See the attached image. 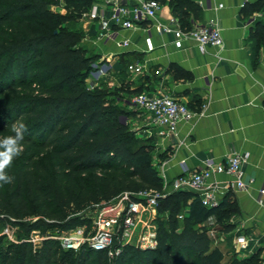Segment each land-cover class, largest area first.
<instances>
[{"label":"trees","instance_id":"obj_1","mask_svg":"<svg viewBox=\"0 0 264 264\" xmlns=\"http://www.w3.org/2000/svg\"><path fill=\"white\" fill-rule=\"evenodd\" d=\"M157 1L170 7L185 30L203 19L195 0ZM66 2L69 13L61 14L51 9L56 0H0V138L14 135V123L26 126L22 154L7 169L14 179L0 185V224L18 228L19 240L1 234L0 264H223L225 253L213 245L204 223L215 216L223 230H232V194L212 208L193 191L160 198L155 249L129 245L111 258L86 246L65 250L56 238L91 225V210L125 193L164 190L154 147L123 121L131 112L115 100L117 90L87 83L100 55L84 47L81 22L94 3ZM263 9L259 0L246 3L243 13ZM251 38L262 43L263 20ZM175 74L191 78L180 68ZM35 231L45 237L37 247L29 241ZM263 262L257 252L229 264Z\"/></svg>","mask_w":264,"mask_h":264},{"label":"crops","instance_id":"obj_2","mask_svg":"<svg viewBox=\"0 0 264 264\" xmlns=\"http://www.w3.org/2000/svg\"><path fill=\"white\" fill-rule=\"evenodd\" d=\"M195 1L203 8L198 25L215 23L222 29L224 49L220 53L211 47L202 54L193 41H185L184 48L178 49L174 36L153 29L114 27L113 34L104 38L99 22L85 20L81 23L83 45L100 55L87 83L117 90L121 96L117 101H124L131 112L127 117L131 130L153 145L154 163L161 177L166 174L169 181L186 172L206 169L210 163L224 162L234 154L246 156L247 177L254 179L250 186L236 189L229 174H215L210 182L217 184L222 200L232 194L237 203V212L227 221L232 230L221 227L219 232L226 237L235 235V245L238 236L251 237V248L240 250L236 245L237 253L245 258L260 252L264 259V39L257 45L251 38V29L259 20L264 21V9L246 16L245 4L259 0ZM173 17L170 7L163 5L160 19L168 23ZM123 39L130 40L129 47L118 46ZM136 62L147 63L149 72L131 73L128 66ZM176 68L185 70L191 78H177ZM157 70L162 75H156ZM140 93L170 95L197 115L191 122L181 123L175 137L162 138L157 135V127L151 125L149 114L130 104Z\"/></svg>","mask_w":264,"mask_h":264},{"label":"built area","instance_id":"obj_3","mask_svg":"<svg viewBox=\"0 0 264 264\" xmlns=\"http://www.w3.org/2000/svg\"><path fill=\"white\" fill-rule=\"evenodd\" d=\"M104 4L103 7L101 4H94L83 14L82 19L99 22L104 38L113 34L114 27L124 30L153 29L159 34L174 36V44L178 49L184 48L185 41H193L202 54H206L211 47L218 49L219 53L224 49L219 25L211 23L185 30L175 17L168 23L164 22L160 19L163 5L157 0H105ZM117 44L126 48L131 42L123 39ZM153 49L150 47L149 51ZM128 70L136 75H145L149 72V67L147 63L136 62L129 65ZM156 75H162V72L157 70ZM130 104L149 114L151 125L157 127V135L162 138L176 136L179 125L191 122L197 115L186 103L164 94L140 93L133 96ZM246 158L234 154L224 162L210 163L206 169L186 172L172 181L163 174L162 192L147 190L134 197L125 193L110 203L100 205L91 227H78L56 238L65 250L80 251L86 246L96 252H106L111 258L120 255L129 245L143 250L155 249L159 245V199L173 191H193L199 194L203 205L217 207L222 202V197L217 184L210 182L211 178L215 174H229L234 178L233 186L236 189L247 188L254 183V179L247 177ZM261 195L264 197V185ZM216 223L215 216L204 223L209 234L216 231ZM2 234L7 235L13 242H19L15 229L6 228ZM40 234V231H35L29 240L35 247L45 239L44 236H35ZM253 243V239L247 235L236 238V245L240 250L250 249Z\"/></svg>","mask_w":264,"mask_h":264},{"label":"rangeland","instance_id":"obj_4","mask_svg":"<svg viewBox=\"0 0 264 264\" xmlns=\"http://www.w3.org/2000/svg\"><path fill=\"white\" fill-rule=\"evenodd\" d=\"M94 4H102V3H104L105 2V0H91ZM51 9L53 10V9H55V10H58V11H62L64 14H66V13H69V10H68V8H67V2H66V0H56V3H53L52 5H51ZM82 23V22H81ZM67 26L69 27L70 26V24H67ZM262 42V41H261ZM90 51H93V52H96V50L94 49V48H91V49H89ZM98 61V60H97ZM97 61L94 63V65L97 63ZM118 96H120V95H118ZM121 97V96H120ZM122 98H124V97H122ZM118 99V97L117 98H115V100H117ZM121 105L125 108V109H127V110H129L128 108H127V106H126V104H125V102L124 101H122L121 102ZM130 117V116H129ZM127 117H124V119H126ZM126 123H128V118H127V120H126ZM129 124V123H128ZM129 126H131V124H129ZM131 128V127H130ZM102 206V205H101ZM101 206H99V207H101ZM99 207H97L96 209H93V210H91L90 211V215H91V225H93V220H94V218H95V216H96V214H97V211H98V208ZM7 225V223H4V224H0V236H1V234L5 231V226ZM91 225L89 226V227H91ZM214 228L216 229V231L214 232V233H212V234H210V236H211V239H212V243H213V245L214 246H219V247H221L222 249H224V253H225V259H224V264H229V262L232 260V259H234V258H236V257H238V258H241V256H240V254L239 253H237V251H238V249H237V247H236V245H235V243H234V238H235V235H233V236H228V237H226V236H224V235H222L220 232H219V230L221 229V224H219L218 222L216 223V225L214 226ZM15 230L16 231H18V228H15ZM244 234V233H243ZM17 235V234H16ZM15 235V236H16ZM36 237H38V236H43V234H42V232H41V234L40 235H35ZM3 241H4V243H7L8 242V240L6 239V238H4L3 239Z\"/></svg>","mask_w":264,"mask_h":264},{"label":"clouds","instance_id":"obj_5","mask_svg":"<svg viewBox=\"0 0 264 264\" xmlns=\"http://www.w3.org/2000/svg\"><path fill=\"white\" fill-rule=\"evenodd\" d=\"M26 126L23 123H14V135L0 138V185L11 183L14 177L8 175L7 169L12 165L14 158L22 154Z\"/></svg>","mask_w":264,"mask_h":264},{"label":"water","instance_id":"obj_6","mask_svg":"<svg viewBox=\"0 0 264 264\" xmlns=\"http://www.w3.org/2000/svg\"><path fill=\"white\" fill-rule=\"evenodd\" d=\"M127 118L126 119H123L124 122H126ZM172 137H175L174 135Z\"/></svg>","mask_w":264,"mask_h":264}]
</instances>
